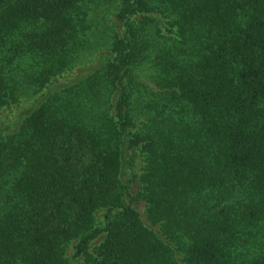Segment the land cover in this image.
Returning <instances> with one entry per match:
<instances>
[{
    "label": "trees",
    "instance_id": "1",
    "mask_svg": "<svg viewBox=\"0 0 264 264\" xmlns=\"http://www.w3.org/2000/svg\"><path fill=\"white\" fill-rule=\"evenodd\" d=\"M0 264H264V0H0Z\"/></svg>",
    "mask_w": 264,
    "mask_h": 264
},
{
    "label": "rangeland",
    "instance_id": "2",
    "mask_svg": "<svg viewBox=\"0 0 264 264\" xmlns=\"http://www.w3.org/2000/svg\"><path fill=\"white\" fill-rule=\"evenodd\" d=\"M102 14H103V12H102ZM94 18H98V17H94ZM101 28L98 26V30H100ZM70 77V76H69ZM61 80V79H60Z\"/></svg>",
    "mask_w": 264,
    "mask_h": 264
}]
</instances>
